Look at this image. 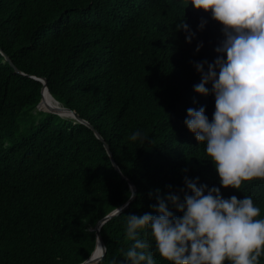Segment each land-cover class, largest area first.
<instances>
[{"label":"trees","instance_id":"obj_1","mask_svg":"<svg viewBox=\"0 0 264 264\" xmlns=\"http://www.w3.org/2000/svg\"><path fill=\"white\" fill-rule=\"evenodd\" d=\"M180 23L194 33L191 43ZM222 28L191 0H0V50L19 70L0 51V264L83 262L96 222L129 199L91 128L36 108L42 83L32 76L100 133L136 186L127 208L102 224L105 253L94 264H131L127 215H156L152 206L170 194L183 201L192 194L186 178L219 187L225 199L250 196L264 219V179L224 188L206 144L185 124L189 108L213 118L212 84L206 96L194 90L195 65L221 55ZM134 132L146 139L131 141ZM139 237L155 264H169L150 229Z\"/></svg>","mask_w":264,"mask_h":264},{"label":"clouds","instance_id":"obj_2","mask_svg":"<svg viewBox=\"0 0 264 264\" xmlns=\"http://www.w3.org/2000/svg\"><path fill=\"white\" fill-rule=\"evenodd\" d=\"M191 5L210 12L223 25L225 38L216 48L221 55L214 63L195 65L201 82L194 90L206 96V85L212 84L213 118L209 121L204 107L189 108L185 124L197 141L206 144L220 184L239 190L245 181L264 179V0H191ZM177 28L189 32L186 39L191 43L194 33L188 25L180 23ZM129 139L146 137L134 132ZM117 172L127 178L120 169ZM185 184L192 194H185L183 201L177 195L167 196L182 216H175L163 198L152 206L156 215H127V239L134 243L125 256L131 264H155L151 244L139 237L145 228L169 264H259L264 255V219H257L260 209L253 199L247 195L225 199L219 187L198 186V178H186Z\"/></svg>","mask_w":264,"mask_h":264},{"label":"water","instance_id":"obj_3","mask_svg":"<svg viewBox=\"0 0 264 264\" xmlns=\"http://www.w3.org/2000/svg\"><path fill=\"white\" fill-rule=\"evenodd\" d=\"M1 53L4 55L5 59L9 62V64L13 67L14 71L19 72L18 68L13 64L12 60L4 52L1 51ZM32 77L42 83L41 98H40L38 104L36 105V108L39 110H46V111L55 112L61 116H70L71 118L75 119L76 121L83 123V124L87 125L89 128H91L93 130L95 136L99 140L102 141L103 146H104V148H105V150H106V152H107V154H108V156L112 162L114 169L119 171V168H118V166H117V164L114 161V158L112 156V152H111L108 144L104 141V139L100 135V133L87 120L81 118L74 110L67 108L65 106L58 105L59 104L58 101H56L54 99V97L50 94L48 87L46 85V79L44 77H38V76H32ZM45 93L53 100L54 103H48L46 101ZM124 179L127 180L130 191L134 193V198H135L136 186L129 179H127L125 177H124ZM134 198H132L131 200L128 199V201L126 203H124L121 206L117 207L116 209L110 211L109 213H107L105 216H103L101 219H99L96 222V224L93 228V230L95 232L94 250L86 260H84L83 262H81L79 264H94L101 259V257L105 253V245L103 243V240H102V237L100 234V228H101L102 224L105 221H107L108 219H110L111 217L119 214L121 211L126 209L129 202L132 201Z\"/></svg>","mask_w":264,"mask_h":264},{"label":"bare ground","instance_id":"obj_4","mask_svg":"<svg viewBox=\"0 0 264 264\" xmlns=\"http://www.w3.org/2000/svg\"><path fill=\"white\" fill-rule=\"evenodd\" d=\"M45 98L48 103H54L53 100L45 93ZM60 105V104H58Z\"/></svg>","mask_w":264,"mask_h":264}]
</instances>
